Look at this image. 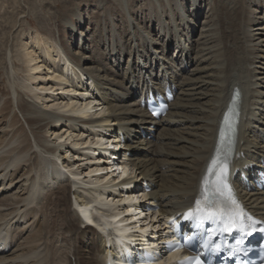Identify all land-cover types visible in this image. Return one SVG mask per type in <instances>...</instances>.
<instances>
[{"label": "bare ground", "instance_id": "1", "mask_svg": "<svg viewBox=\"0 0 264 264\" xmlns=\"http://www.w3.org/2000/svg\"><path fill=\"white\" fill-rule=\"evenodd\" d=\"M87 7L62 19L71 39L55 30L29 35L22 44L32 80L46 67L38 49L52 65L61 63L50 88L62 89L69 101L22 97L15 85L12 96H0V195L20 185L0 199V264L120 261L129 242L138 240L133 219L124 214L130 207L146 215V231L152 216L161 226L194 205L236 90L241 100L231 177L249 211L264 219V190L241 176L264 169V0H92ZM167 87L177 91L176 98L166 116L152 119L142 102ZM34 129L55 137L32 143ZM85 134L98 149L86 146L89 152L80 155ZM114 142L117 150L110 147ZM83 156L91 163L89 183L78 177L85 168L76 157ZM69 193L78 209H72ZM41 206L59 212L62 231L55 240L40 234L22 241L15 231ZM103 207L111 212L101 213ZM84 218L99 227L81 225ZM169 237L162 227L142 234L162 248ZM16 238L22 243L13 249Z\"/></svg>", "mask_w": 264, "mask_h": 264}, {"label": "rangeland", "instance_id": "2", "mask_svg": "<svg viewBox=\"0 0 264 264\" xmlns=\"http://www.w3.org/2000/svg\"><path fill=\"white\" fill-rule=\"evenodd\" d=\"M90 3H92V0H0V96L10 93V92H11L10 96H12L13 95L12 85H15L18 90L20 89L19 93L21 94L22 97L26 95L24 97L38 101V99L36 98V94H41L45 96L47 95L55 96V98H58V101L60 103L62 102V100L69 101L68 97L64 95L62 89H57L56 88L57 86L54 88L53 87L50 88L52 84H55L56 82L55 78L51 77L53 76V74H55L53 73V71L56 69L58 70L57 71L58 73V72H61V70H63V68H61L62 67L61 63L59 61H56V64L52 65L53 64L52 62H49L45 59L44 51L41 49H38L39 54L42 56L41 60L44 61V63L46 64L45 65L46 67L42 68L41 71L37 73V77H39V80L37 81L32 80L31 78H29L30 71H29L28 65L24 62L23 56L25 53L24 52L25 49L22 47V44L30 40L29 35L35 36L37 32H40L41 34H47L48 32L54 33L55 30H59L61 33L63 32L65 35H67L66 36L67 39H71L72 32L71 30H68V29L66 30L63 28V23L61 22L62 19H64V17L66 16H70L73 10H75V8H78L80 11L82 10L81 12H85L86 9L88 8L87 5H90ZM130 3H133V0H130ZM139 21H142L144 25L145 24L147 25L148 20L145 19L144 21L140 19ZM63 33H62V36H63ZM77 42H79L78 45H80L81 43L80 39L74 42V48L78 47ZM129 50L131 49L129 48ZM10 66H13V67H10ZM42 74L45 76V79H42L43 77ZM76 76L77 75L72 76L73 81L75 83L78 82L77 80L78 76L77 77ZM39 83H40L39 85L40 88L43 87V85L41 86L42 83H45V84L47 83L48 89L42 90L38 87L39 89H37V92H38L37 93L36 85ZM51 89H55V90H52L53 91L52 92ZM81 89L82 88H80V90ZM44 90H48V91H44ZM99 109L101 110H99L100 112L98 114L102 115L104 113L102 111V106H100ZM53 110L56 112H61V113L64 112L65 114L70 113V112L62 111L61 109L59 110L58 107H54ZM95 112L96 110L93 111V113ZM70 114H73V113H70ZM19 116H20L18 118L19 123L22 125L26 124L23 116L22 115H19ZM74 129H75V126H74ZM61 132H63V129L61 130ZM54 137L55 135L51 136V133L49 132H46L44 130L34 129V133H31L30 135V140L32 143H37V139H39L40 141H43V140L45 141V140H53ZM87 137L88 135L85 134L83 138L86 141L85 142L86 145H83V143H81V145L77 146V150L80 151L78 152V154L80 155H84L83 153L89 152L88 149L92 148V146H95V148L98 149V146L95 144H91L89 141L90 138H87ZM72 141L67 140L66 145L72 146L73 145ZM86 146L88 149L84 148ZM115 148H118V146L117 147L115 146ZM96 151L97 150H95V152ZM62 154H64V152ZM86 156H83L82 158L83 160H80L76 157V160L80 162L79 164L81 167L85 168L84 173L81 175H78V177L80 178L81 181H85V183H89L91 182L90 180H91V177L93 176L90 174L91 170H89L88 168V166L91 163L89 160L86 159L87 158ZM87 175L89 179L86 177ZM117 179L118 177H116V180ZM14 187L16 188H14V190L10 192L9 194H4L2 196V193H1L0 199L3 197L10 196L13 193H17L20 190L19 188L20 185L17 186V182L16 184H14ZM142 187H143V184H142ZM142 187L140 188L141 190L144 189ZM68 195L70 196V199H71L72 209L73 210L78 209V206L75 204V201H74V196L70 195V193ZM32 209L34 208H31L29 212H31ZM39 209L43 211L39 212L38 214H36V212L33 211L29 214V223L27 224L28 226L25 225L26 223L22 224L23 222L22 221L20 222V225L15 231L18 238H19V234L21 235L20 239L22 241L26 237H29L31 235L36 236L40 234H41L40 236H48L52 234L51 238L55 240L56 239L55 234H58L59 232L62 231L63 221L60 217L59 212L57 213L52 206L50 208L49 207L45 208L41 206ZM104 209L106 211H104ZM99 210L101 211V213L111 212L110 208H106V207L105 208L103 207L102 209H99ZM96 215H99V214H96ZM153 219L154 217H152L150 220L153 221ZM47 222L50 225V228L48 229H46V226H45L48 224ZM94 224L95 225H92V227H99L97 223H94ZM147 224L149 225L148 227L149 231H151L152 229H155L156 227V225H153V222L151 224L147 222ZM55 225L58 227H56ZM81 225L85 226L86 223H82ZM21 240L19 241L16 238V243H13V249L17 248V246L20 243H22ZM53 244L51 246H53ZM53 247H55V245ZM1 256L2 254H0V257Z\"/></svg>", "mask_w": 264, "mask_h": 264}, {"label": "snow or ice", "instance_id": "3", "mask_svg": "<svg viewBox=\"0 0 264 264\" xmlns=\"http://www.w3.org/2000/svg\"><path fill=\"white\" fill-rule=\"evenodd\" d=\"M224 123H229V115L226 113ZM225 133L221 130V138ZM250 221V223L246 222ZM184 220L194 222L195 229L201 228L205 221L219 222L220 231L231 233L234 229L239 231L242 236L235 240V245H223L230 249L234 248L232 255L242 251L244 243L243 236L251 235L256 231L255 225L261 223L255 221L252 217L246 214L236 200L233 189L228 183V160L227 155L221 156L220 149L216 151V155L211 159V162L206 170V174L201 182V190L199 197L195 200V206L184 213ZM208 238L204 240L202 247L205 250L219 252L222 250V245L215 243L211 237L213 229H206ZM264 232V228L260 229ZM193 237H185L186 240H191ZM174 244L175 242H170ZM180 264H203L199 256L188 257ZM242 264V262H240Z\"/></svg>", "mask_w": 264, "mask_h": 264}]
</instances>
